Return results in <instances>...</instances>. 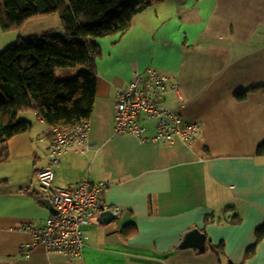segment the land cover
I'll use <instances>...</instances> for the list:
<instances>
[{
  "label": "crops",
  "instance_id": "obj_1",
  "mask_svg": "<svg viewBox=\"0 0 264 264\" xmlns=\"http://www.w3.org/2000/svg\"><path fill=\"white\" fill-rule=\"evenodd\" d=\"M49 16L26 21L23 36L63 28L61 19L43 21ZM91 40L100 49L94 109L85 120L92 148L64 154L54 182L73 189L84 179L109 181L100 199L122 216L83 226L88 237L75 259L33 246L25 227L52 215L38 172L49 164L54 132L38 112L21 111L31 128L10 139L0 163V264H264V234L257 237L264 228V0H166L125 32ZM73 68L74 75L84 69ZM150 69L181 85L184 105L176 92L163 105L202 123L193 143L153 145L115 134L118 92ZM59 70L57 80L73 79L58 78ZM147 125L154 133V121ZM195 227L206 235L203 253L179 248Z\"/></svg>",
  "mask_w": 264,
  "mask_h": 264
},
{
  "label": "trees",
  "instance_id": "obj_2",
  "mask_svg": "<svg viewBox=\"0 0 264 264\" xmlns=\"http://www.w3.org/2000/svg\"><path fill=\"white\" fill-rule=\"evenodd\" d=\"M166 0H0L3 30H15L33 18L58 14L65 31L21 38L0 53V163L9 158L8 143L31 122L21 111H36L53 127L69 129L91 118L97 88L93 37L128 30L137 15ZM84 67L76 78L57 80V68ZM245 97V92L239 94ZM258 154L264 156V143ZM264 228L257 231L260 239ZM223 246V244L221 245ZM255 252L252 248L247 258Z\"/></svg>",
  "mask_w": 264,
  "mask_h": 264
},
{
  "label": "built area",
  "instance_id": "obj_3",
  "mask_svg": "<svg viewBox=\"0 0 264 264\" xmlns=\"http://www.w3.org/2000/svg\"><path fill=\"white\" fill-rule=\"evenodd\" d=\"M176 92L180 104L184 105L183 89L172 77L162 75L153 69L146 73H136L128 87L117 95L115 134L133 135L140 143L153 145L172 144L180 140L191 144L203 134L202 123L184 117L179 110L163 105L166 96ZM154 121L155 132H148L147 122ZM89 121L75 124L70 129L59 126L52 128L54 136L48 154L49 164L38 172L42 190L51 195L57 214H52L41 227L28 225L33 246L43 245L48 252L66 256L69 260L82 254L87 235L83 226L98 222L101 211L109 207L99 194L109 185V181L94 182L82 180L73 189L55 186V168L61 158L72 147L86 152L89 144ZM29 256V250L22 247Z\"/></svg>",
  "mask_w": 264,
  "mask_h": 264
},
{
  "label": "water",
  "instance_id": "obj_4",
  "mask_svg": "<svg viewBox=\"0 0 264 264\" xmlns=\"http://www.w3.org/2000/svg\"><path fill=\"white\" fill-rule=\"evenodd\" d=\"M65 33L64 29H59L56 34L58 36H63ZM83 72L88 73V69L84 68ZM44 203L50 209L52 214H57L58 210L55 208L51 198H44ZM121 211H117L114 208H108L103 210L99 214V222L103 225H108L114 220L121 218ZM194 248L197 253H203L206 250V235L199 227H195L185 231L182 234V240L179 244V248Z\"/></svg>",
  "mask_w": 264,
  "mask_h": 264
},
{
  "label": "rangeland",
  "instance_id": "obj_5",
  "mask_svg": "<svg viewBox=\"0 0 264 264\" xmlns=\"http://www.w3.org/2000/svg\"><path fill=\"white\" fill-rule=\"evenodd\" d=\"M47 19L49 21H51L53 19L50 24H51V26H54V24H56L57 22L59 23L60 18H59L58 14H53L52 16L50 15L49 18H44L43 21H48ZM35 21L36 20H34V22H33L34 24L36 23ZM39 21H41V20H39ZM30 23L26 27H29V25H31ZM36 25H38V27H40V24H36ZM35 30H38V29H32L31 32H35ZM58 30H52V31L57 32ZM26 36L27 35L23 36L22 28H18L15 30H3L1 27V24H0V53L4 52L10 46L16 44L19 40H21V38H26ZM75 71H77V70H76V68H73V67L60 68L59 72H57V76H58V78H63V79L75 78L76 76H78L77 74L74 75ZM115 115H116V111H115V114L113 117V121L115 119Z\"/></svg>",
  "mask_w": 264,
  "mask_h": 264
}]
</instances>
